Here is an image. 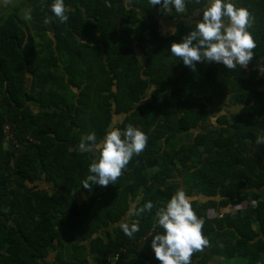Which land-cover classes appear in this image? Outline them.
<instances>
[{
	"label": "trees",
	"instance_id": "1",
	"mask_svg": "<svg viewBox=\"0 0 264 264\" xmlns=\"http://www.w3.org/2000/svg\"><path fill=\"white\" fill-rule=\"evenodd\" d=\"M51 3L22 0L0 15V264H159L156 211L178 187L209 241L191 264L264 260V0L236 2L252 16L259 67L249 77L239 65L192 69L170 54L204 0L173 10L175 33H163L164 12L148 0H65L63 23ZM69 84L72 96L60 89ZM115 116L116 127L143 130L147 144L114 184L85 189L92 155L80 138H102ZM5 122L18 146L5 139ZM148 200L151 211L129 216ZM124 220L139 231L125 235Z\"/></svg>",
	"mask_w": 264,
	"mask_h": 264
},
{
	"label": "clouds",
	"instance_id": "2",
	"mask_svg": "<svg viewBox=\"0 0 264 264\" xmlns=\"http://www.w3.org/2000/svg\"><path fill=\"white\" fill-rule=\"evenodd\" d=\"M148 4L158 5L165 14L173 10L182 14L186 12L187 0H148ZM49 8L61 23L69 19L65 0H52ZM49 20L50 17H46L45 23ZM194 23L195 28L170 45V54L182 60L184 65L194 69L199 61L216 62L227 69H235L238 65L245 67L252 59L256 48L249 30L252 16L235 0H204L201 18ZM172 32L175 33V29ZM147 141V134L132 123L123 129L112 127L102 138H98L95 131L82 135L79 147L90 152L92 160L81 185L91 189L94 185L114 184L133 155L143 151ZM153 207V202L148 200L140 208H130L128 214L139 216ZM156 224L162 231L152 236L151 248L159 264H191L192 253L209 243L202 233L204 218L197 215L191 197L186 195L183 187H178L157 209ZM119 228L125 235L132 236L139 231V222L124 220L119 223ZM257 264H264V260H258Z\"/></svg>",
	"mask_w": 264,
	"mask_h": 264
},
{
	"label": "crops",
	"instance_id": "3",
	"mask_svg": "<svg viewBox=\"0 0 264 264\" xmlns=\"http://www.w3.org/2000/svg\"><path fill=\"white\" fill-rule=\"evenodd\" d=\"M21 1L22 0H0V15L7 13L8 10L12 9L13 7L19 6L21 4ZM235 2H238V0H235ZM173 14L174 11L168 14L163 13L161 17V28L163 30V33H171L172 29H175L176 23L178 22L179 18H177ZM201 14H202V8L195 10L190 20L191 21L199 20L201 18ZM20 15L22 18L28 19L29 8L26 6L21 7ZM30 104L33 105L35 108L37 107V105L34 104V102H30Z\"/></svg>",
	"mask_w": 264,
	"mask_h": 264
},
{
	"label": "built area",
	"instance_id": "4",
	"mask_svg": "<svg viewBox=\"0 0 264 264\" xmlns=\"http://www.w3.org/2000/svg\"><path fill=\"white\" fill-rule=\"evenodd\" d=\"M212 63L216 64V65L220 64V63H216V62H212ZM257 67H259V64H257V62L255 60L251 59L245 67H241V68L244 70L245 76L249 77L250 73L253 70H255ZM3 130L5 133V139L9 142H14L17 145L18 142L16 141V139L14 137L13 128L9 122L4 123ZM244 203L235 204V205L234 204H228L227 206H225L221 209V212L219 215L222 216L226 212L236 213L239 209H242V208H245L246 206H248V205L245 206ZM252 203L255 204V201H253ZM121 250L124 251L125 249L122 248Z\"/></svg>",
	"mask_w": 264,
	"mask_h": 264
},
{
	"label": "rangeland",
	"instance_id": "5",
	"mask_svg": "<svg viewBox=\"0 0 264 264\" xmlns=\"http://www.w3.org/2000/svg\"><path fill=\"white\" fill-rule=\"evenodd\" d=\"M138 53H139V51H138ZM52 69V68H51ZM86 71V69H84L83 70V72L82 73H84ZM68 86V87H67ZM67 86H62L60 89L62 90V88H64L65 89V92H67L68 93V95L69 96H72V86L69 84V85H67ZM70 91V92H69ZM118 120V118L115 116L114 117V119H113V122L111 123V126H110V128H112V127H116L115 126V124H116V121ZM211 123H214V124H216V119H215V117L214 118H211L210 120H209V123H208V125H210ZM207 125H204L203 126V128H204V130H205V128H208V127H206ZM195 134V133H194ZM190 139V138H189ZM92 155V154H91ZM38 185H39V187H41V188H47V189H50V184H49V182H46V181H44V180H41V181H38ZM51 190V189H50ZM245 204V206L246 205H248L249 204V202L247 203V202H245L244 203ZM245 259H243V258H240V257H235V258H232V259H224L223 261H222V264H245ZM152 262V261H151ZM91 264V263H90ZM92 264H94V262H92Z\"/></svg>",
	"mask_w": 264,
	"mask_h": 264
}]
</instances>
